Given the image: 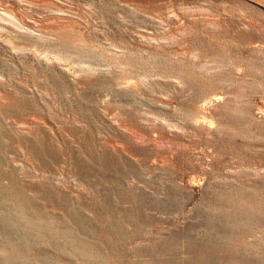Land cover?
<instances>
[{
	"label": "rangeland",
	"instance_id": "obj_1",
	"mask_svg": "<svg viewBox=\"0 0 264 264\" xmlns=\"http://www.w3.org/2000/svg\"><path fill=\"white\" fill-rule=\"evenodd\" d=\"M0 264H264V0H0Z\"/></svg>",
	"mask_w": 264,
	"mask_h": 264
}]
</instances>
